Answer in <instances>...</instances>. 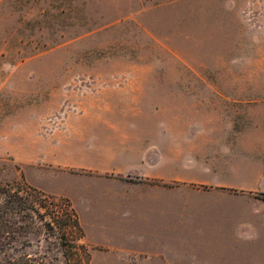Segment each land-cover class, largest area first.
<instances>
[{
    "label": "rangeland",
    "instance_id": "1",
    "mask_svg": "<svg viewBox=\"0 0 264 264\" xmlns=\"http://www.w3.org/2000/svg\"><path fill=\"white\" fill-rule=\"evenodd\" d=\"M173 89L258 94L264 116V0H0V184L47 206L0 264H93L71 193L123 177L81 165L122 154L134 124L193 119Z\"/></svg>",
    "mask_w": 264,
    "mask_h": 264
},
{
    "label": "crops",
    "instance_id": "2",
    "mask_svg": "<svg viewBox=\"0 0 264 264\" xmlns=\"http://www.w3.org/2000/svg\"><path fill=\"white\" fill-rule=\"evenodd\" d=\"M171 93L193 119L133 123L122 154L81 165L123 177L71 193L93 264H264V116L244 99L258 94Z\"/></svg>",
    "mask_w": 264,
    "mask_h": 264
},
{
    "label": "trees",
    "instance_id": "3",
    "mask_svg": "<svg viewBox=\"0 0 264 264\" xmlns=\"http://www.w3.org/2000/svg\"><path fill=\"white\" fill-rule=\"evenodd\" d=\"M40 199V196L32 199L30 194L22 193L21 189L14 185L0 184V252L4 253V255H7L6 251L8 250H17L15 242L19 235L28 237L30 233L35 231L34 219L39 220L45 218L46 213L42 214L41 208L47 209V206L39 202ZM67 213L70 220V222L67 221V225H73L75 229L82 233L76 212L72 210V214H69V212ZM53 218H55V216ZM20 220L24 223L22 222L23 224H20ZM47 225L51 226L50 222ZM82 237L83 235L77 240L72 238V241L78 242ZM72 247L75 248L76 251L85 249L83 244H76L75 242ZM76 255L78 262L82 263L80 254L77 252ZM88 259H90L89 256ZM30 261L32 260H30L29 254L25 260L20 261L10 255L9 259H4L3 264H32ZM89 263L90 262H88V264Z\"/></svg>",
    "mask_w": 264,
    "mask_h": 264
}]
</instances>
